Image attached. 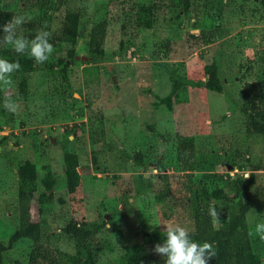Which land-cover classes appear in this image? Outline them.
<instances>
[{"label": "rangeland", "instance_id": "rangeland-1", "mask_svg": "<svg viewBox=\"0 0 264 264\" xmlns=\"http://www.w3.org/2000/svg\"><path fill=\"white\" fill-rule=\"evenodd\" d=\"M135 1L43 0L30 6L0 0V10L23 14L27 22L52 31L68 11L81 13L68 82L46 69L26 73L29 94L24 98L18 74L0 80V137L8 135L0 149V242L7 244L22 218L38 220L45 244L59 251L62 264H82L63 228L70 221L104 216L99 237L115 250L102 258L112 264L151 230L177 223L192 229L189 184L215 190L223 186L220 176L240 172L246 178L257 173L264 188V137L247 133L236 108L246 82H259L264 92V6L259 0H226L225 5L190 0L192 7L184 12L176 0H138L155 5V24L142 28ZM52 4L59 7L50 9ZM103 19L108 21L107 61L90 67V30ZM188 34L199 36V43ZM216 58L224 93L185 86L172 97L171 108L161 102L172 87L168 68L184 78L206 80L204 67ZM6 98L16 103L15 112L4 108ZM91 132L98 143H92ZM64 148L80 160L81 184L73 193L64 176ZM137 154L149 165L138 164ZM48 170L58 182L51 203L22 195L24 181L39 197ZM248 219L252 238L264 242V232L256 230L264 223V197ZM31 245L20 241L4 253L3 264L27 261ZM154 247L147 245L150 264H164Z\"/></svg>", "mask_w": 264, "mask_h": 264}, {"label": "trees", "instance_id": "trees-1", "mask_svg": "<svg viewBox=\"0 0 264 264\" xmlns=\"http://www.w3.org/2000/svg\"><path fill=\"white\" fill-rule=\"evenodd\" d=\"M20 1L35 6L36 2L43 0ZM225 1L220 0V5H225ZM259 1L264 6V0ZM176 2L184 12H188L192 7L190 0H176ZM134 5L137 25L142 28H152L156 22L154 16L155 5L138 0L135 1ZM57 7L59 6L52 4L50 9H56ZM14 15L17 14L13 10L1 9L0 24L7 22ZM80 19V11L70 10L65 14L62 25L58 30L52 31L50 27H38L34 22H27L22 26L24 35L29 38H32L36 31L42 28L49 32L50 41L54 45V52L44 63H36L27 53L17 54L10 46L0 45V56L9 60H18L20 64V68L14 72L20 76L17 87L24 98H27L29 94L26 73L46 69L50 75L57 73L62 82H68V68L77 56L76 47L80 37ZM107 26L108 21L103 19L95 23L90 30L88 46V62L92 64L90 67H96L98 64L107 61L104 46ZM188 35L189 38H193L199 43V36ZM207 41L210 40L207 39ZM59 47L63 50L62 54L55 52ZM88 70V67L84 68V72H88ZM168 71L172 87L169 97L162 98L161 102L169 108L172 107V97L185 86L205 87L219 93L225 92L221 64L218 58L204 67L206 80L184 78L178 76L169 68ZM69 85L66 84L65 86L69 88ZM0 101H2L1 93ZM236 108L245 119L247 133L264 137V92L261 91L259 82L250 81L243 85L242 102ZM0 117H4V115L0 114ZM100 134L103 136L104 132L102 131ZM90 136L93 144L98 143L94 132H91ZM7 139L8 135L0 137V149ZM134 159L138 164L149 165L141 154H137ZM64 161V176L68 191L73 193L81 184L80 160L77 154L64 148ZM244 175V173L238 172L226 179L220 176L223 186H219L215 190L195 184H189L188 186L194 192L189 197L193 216V227L189 231L192 233L193 238L198 241L214 243L216 256L211 259V264L263 263L264 242L252 238L248 217L258 200L264 197V188L257 173L251 174L249 178ZM57 183L55 179H51V173L48 170L42 181L43 192L39 197L34 196L33 191L24 181H22V195H29L40 204L51 203L54 199V190ZM158 199L159 201L163 200L162 197ZM105 219L106 217L100 216L99 219L93 221L78 222L74 220L64 226L63 231L74 241L75 257L78 262L82 264H105L102 255L106 251L113 252L115 250L114 244L99 237V234L103 231ZM112 226L115 227L116 231L119 229L116 223H112ZM165 232L166 230L155 229L145 233L142 243L127 245L112 264H150L147 245H156L162 242ZM24 239L32 243L28 260L25 262L15 260V264H62L59 251L45 244L41 222L27 218L20 220L11 233L7 244L0 242V264L4 262V253Z\"/></svg>", "mask_w": 264, "mask_h": 264}, {"label": "clouds", "instance_id": "clouds-1", "mask_svg": "<svg viewBox=\"0 0 264 264\" xmlns=\"http://www.w3.org/2000/svg\"><path fill=\"white\" fill-rule=\"evenodd\" d=\"M26 22L27 17L18 14L0 24V45L10 46L17 54L27 53L36 63H44L54 52L50 34L42 28L29 38L22 31ZM19 68L18 60L0 56V80H6ZM4 108L15 112L16 103L11 98H6ZM256 230L264 232V223H258ZM154 251L165 257L164 264H211V259L216 256L213 242L194 239L189 229L179 223L166 226L164 238L155 245Z\"/></svg>", "mask_w": 264, "mask_h": 264}, {"label": "water", "instance_id": "water-1", "mask_svg": "<svg viewBox=\"0 0 264 264\" xmlns=\"http://www.w3.org/2000/svg\"><path fill=\"white\" fill-rule=\"evenodd\" d=\"M85 59H87V56H85ZM107 67H108V69L111 71L112 70V68H111V65H107ZM113 80L115 81V78H114V76H113ZM80 171V170H79Z\"/></svg>", "mask_w": 264, "mask_h": 264}]
</instances>
